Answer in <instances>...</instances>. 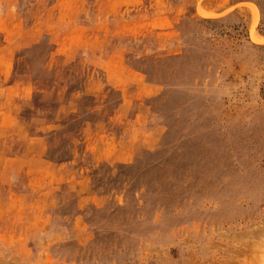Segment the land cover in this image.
Returning a JSON list of instances; mask_svg holds the SVG:
<instances>
[{"label":"rangeland","instance_id":"374dc122","mask_svg":"<svg viewBox=\"0 0 264 264\" xmlns=\"http://www.w3.org/2000/svg\"><path fill=\"white\" fill-rule=\"evenodd\" d=\"M0 264H264V0H0Z\"/></svg>","mask_w":264,"mask_h":264}]
</instances>
